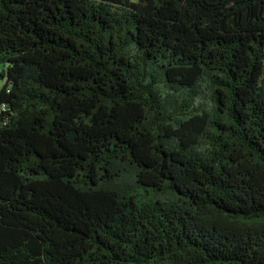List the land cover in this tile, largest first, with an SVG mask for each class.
<instances>
[{
  "label": "trees",
  "instance_id": "16d2710c",
  "mask_svg": "<svg viewBox=\"0 0 264 264\" xmlns=\"http://www.w3.org/2000/svg\"><path fill=\"white\" fill-rule=\"evenodd\" d=\"M0 264H264V0H0Z\"/></svg>",
  "mask_w": 264,
  "mask_h": 264
}]
</instances>
